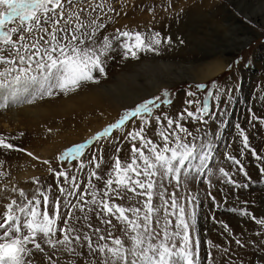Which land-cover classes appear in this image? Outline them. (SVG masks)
<instances>
[{
	"label": "rangeland",
	"instance_id": "obj_1",
	"mask_svg": "<svg viewBox=\"0 0 264 264\" xmlns=\"http://www.w3.org/2000/svg\"><path fill=\"white\" fill-rule=\"evenodd\" d=\"M181 1L187 5L186 0H99L104 4V12L97 10L96 13H92L93 17L99 15L98 22L103 25L97 32L98 38L111 37L116 29H121L140 31L145 35L159 33L162 43L158 46V51L139 52L138 59H124L123 50L116 48L104 58L105 75H100L99 72L94 73L98 83H83L74 92L57 91L52 96L45 95L42 98L37 96L32 103L24 102L23 97L6 103L4 97L7 91L0 89V138H4L15 147L26 150L18 152L14 149L0 148V214L3 213L4 206L12 199L18 202L22 200L19 191L22 190L27 197L31 198L38 188L42 191L48 189L50 208L51 201L58 199L61 202L63 214L72 212L73 218L69 223L80 229L79 233H72L73 236L77 234L83 236V233L87 232L91 237L93 248L103 244L114 247L113 238H120L127 243L128 238L120 231L121 226L117 220L103 217V219H112V224L101 223V217H97L95 211H88L89 207H94L92 205H84V212L72 207V204L77 203V197L72 196L65 200L60 195L57 184H63V178L56 181L54 173L50 172L49 168L56 171L67 170L70 176H77L82 189L87 187L89 173L96 171L103 179L97 181L93 178V183L97 188H103V181L108 178V170L117 155L121 160L130 162L131 141L126 137V133L138 131L140 119L130 120L122 129L115 130L108 138L86 148L82 156L72 163L61 162L58 157L68 148L91 141L96 133L115 123L126 109L135 107V105L128 108L121 107V100L119 101L117 93L121 92L120 95H122L124 91L133 90L137 86L126 84L130 77L122 84L123 86H115L113 83L118 82L115 78H122L123 74L131 73L135 74L136 82L144 84L153 76H156V79L162 76L157 68L138 69L137 67L143 62H173L174 60L194 68L215 60L212 54L218 46L219 48L223 46L218 43H209L202 38L204 36L201 34L198 36L195 30L204 32L214 22L218 23L219 16L213 13L218 10L220 3L228 4L230 10H233L232 6L227 0H210V2H217L218 6L208 7L204 13L213 12V15H205V18L199 16L198 20L194 18V22L190 23L187 20L189 17L187 19L183 17L189 8H184ZM246 1L241 4L242 9L247 12L254 10L259 18L264 15V1ZM197 2L199 3L198 0H192L190 5ZM200 13L202 14V11ZM236 16L240 18L238 13ZM242 20L252 30L255 29L257 36L248 46L235 54L220 74L203 82H185L166 87L152 96L161 95L165 90L170 93L169 99L172 103L162 106V109L155 113L159 114L162 111L168 115L177 108V99L181 100L182 104L185 100L192 99L186 95L188 91L201 97L206 91H213L220 97L219 102L209 99L210 106L214 108L216 114L208 119L207 123H198L185 118V126L194 136L202 138L212 149L209 167L206 171H200L199 174L196 170L186 174L179 188L174 183L167 185L168 192H176L178 197L184 199L188 209L190 235L194 242L193 250L198 252L195 264H244L246 261L241 260L240 253L246 252L247 248L253 250L251 256L254 258L264 254V227L239 213L240 209L246 208L257 218H264V211L258 214L254 209L257 200L264 199V175L261 174V170L264 169V29L248 19L242 18ZM192 26L194 29L190 28ZM168 39L171 43L165 42ZM2 70L3 66H0V71ZM188 70L190 71V68ZM197 84L205 85V91H198L195 87ZM103 86H111L113 89L104 91L101 88ZM161 98L163 99L162 96ZM184 108L183 106L181 111ZM176 114L177 112L172 117ZM236 125L240 127L237 128ZM144 128L149 136H155L154 120L152 128H149L147 124ZM241 130L248 136L250 150L243 148ZM117 148L121 150L119 153L116 151ZM28 152L38 159L27 155ZM253 152L262 159H257ZM94 155L98 160L88 163ZM228 155L243 161L248 178L238 170L237 165L225 159ZM45 160L49 163L44 164ZM81 161L85 166L83 170L79 166ZM96 162L100 163L99 169L94 166ZM198 167V164L194 165V168L198 169ZM220 168L230 173L237 182L236 186L226 182L219 172ZM37 178L39 183H34ZM165 183L167 184V181ZM63 186L68 187V185ZM13 188L17 191L13 192ZM129 195L132 194L129 193ZM40 199L42 200V197ZM68 200L72 204H69ZM85 216L89 219L85 220ZM89 224L92 227H88ZM223 224L228 225V231L224 230ZM60 226L64 227L62 222ZM97 227L100 229L99 233L94 231ZM109 232L112 233L111 236L108 235ZM228 234L230 235L227 236ZM101 235H104L106 239L99 240ZM56 238L62 239V236L58 233ZM37 239L43 250L29 245L31 253L26 258V264H101V260L105 258L106 261L109 260L107 252L101 254L98 251H92L83 239L79 243L73 240L71 247L75 249L74 252L64 250L62 245L53 248L45 244L39 236ZM237 240L241 241L243 246L237 244Z\"/></svg>",
	"mask_w": 264,
	"mask_h": 264
},
{
	"label": "snow or ice",
	"instance_id": "obj_2",
	"mask_svg": "<svg viewBox=\"0 0 264 264\" xmlns=\"http://www.w3.org/2000/svg\"><path fill=\"white\" fill-rule=\"evenodd\" d=\"M97 10L104 12V4L99 0H0V66H3L0 89L7 91L6 103L21 97L24 102L32 103L37 96H52L57 91L74 92L83 83H98L94 73L105 75L104 58L116 48L123 50L124 59H138L139 52L158 51L162 43L159 33L145 35L140 31L116 29L113 36L98 38L97 32L103 25L98 22L99 15H92ZM13 24L15 26H10ZM165 42L171 43V40ZM195 87L198 91H205V85ZM186 95L192 99L184 101L186 107L175 117L162 111L155 114L162 106L172 103L170 93L165 90L161 95L126 109L115 123L96 133L91 141L68 148L58 157L61 162L72 163L86 148L108 138L130 120L140 119L139 130L126 133L131 141L130 162L117 155L108 170V178L103 181V188H97L93 183V178L97 181L103 179L96 171L89 173L87 187L82 189L77 176H70L67 170L49 168L56 181L63 178V184H57L60 195L65 200L77 197L76 204L67 201L72 207L84 212V205H92L94 207H89L88 211H95L96 216L101 217V223L112 224V219L117 220L120 231L128 238L127 243L113 238L114 247L103 244L93 248L87 232L83 236L72 235L79 233L80 229L69 223L73 218L71 211L67 214L61 212L60 200H52L49 207L48 189L42 191L38 188L31 198L21 190L19 196L22 200L12 199L0 214V264H26L31 253L29 245L43 250L38 236L45 244L53 248L62 245L69 252L75 251L71 247L73 240L79 243L83 239L92 251L109 254L105 264H195L198 252L193 250L188 210L184 199L176 192H168L167 185L174 183L179 188L186 174L193 170L199 174L209 167L212 149L185 126V118L207 123L216 114L209 99L219 102L220 97L213 91H206L203 97L192 91ZM153 120L154 137L149 136L144 128L145 124L152 128ZM240 135L243 148L250 150L248 136L243 130ZM0 148L26 151L4 138H0ZM116 151L121 150L117 148ZM252 154L262 159L257 153ZM27 155L38 159L30 152ZM225 159L237 165L248 178L242 160L232 155ZM97 160L94 155L88 163ZM43 163L49 162L45 160ZM196 164L198 169L194 168ZM79 166L82 170L85 167L82 161ZM94 166L99 169L100 163L96 162ZM219 172L227 183L237 185L227 170L220 168ZM261 174L264 175V169ZM34 183H39L38 178ZM239 213L264 227V218L255 217L246 208L240 209ZM84 219L89 218L85 216ZM61 222L64 227L60 226ZM223 227L228 231V225L223 224ZM94 231L99 233L100 229L97 227ZM58 233L62 239L56 238ZM105 239L104 235L99 236V240ZM236 243L243 246L239 240Z\"/></svg>",
	"mask_w": 264,
	"mask_h": 264
},
{
	"label": "bare ground",
	"instance_id": "obj_3",
	"mask_svg": "<svg viewBox=\"0 0 264 264\" xmlns=\"http://www.w3.org/2000/svg\"><path fill=\"white\" fill-rule=\"evenodd\" d=\"M186 1H187L186 2L187 5H184V3L182 1L180 3H182L184 8L185 7L189 8L184 13L183 17L185 19H187L189 17V19H187V20H189L190 23H192L194 18L195 19L197 18V20H198L200 18L199 16H204V18H205V15L212 14L213 12L208 13V14H207V12L204 13V10L208 7H211V6L214 7L218 4L215 1L210 2V0H198L199 3L197 2L196 4L193 3L194 5H190V2L192 0H186ZM227 1L229 2V5L232 6L233 10H230L228 8V4L220 3L219 6L217 5L218 10H216V12L214 11V13H213L214 15L219 16L220 20L218 21V23L215 24L216 22H214V24H211V22H210L211 25H210L209 29L205 30L204 32L195 30L196 34H198V36L201 34L202 36H204L202 38L204 40L208 41L209 43H218V45L220 44L223 46L222 48H219V46L217 45L218 49L212 54V56H214L215 60L212 62L209 61L206 64L201 65L200 67L198 66V67H194V68H192L191 66L189 67L188 65H184V63H182V62H177L174 60H173V62H170V61L169 62H145V63L143 62L142 64H140L137 67L138 69H141V68L143 69V67L144 68H149V67L157 68L161 71L160 74L162 77L156 79L155 78L156 76H153V78H151L149 81H146L144 84L143 83L140 84V83L136 82V79H134L135 74L128 73V75L123 74V77L121 76L122 78L116 77L115 80H117L118 82L113 83V85H115V86L116 85L117 86L118 85L123 86L122 84L125 83L127 80H129V77L131 79L129 81H127L126 84H128V86L129 85L130 86H135V85L137 86V87L133 88V90L124 91L122 95H120V93H121L120 91H119L120 93H117V96L119 97V101L121 100L120 101L121 107H123V108L132 107V106L136 105L139 101H141L145 98L152 97L153 95L157 94L158 92H160L162 89H164L166 87H172V86L182 84L185 82H197V81L203 82L205 80H209L210 78L220 74L227 67L229 61L235 57L236 53H239L244 47L248 46L252 41H254L255 37L257 36V33L254 31L255 29L253 28L254 30H252V28L250 26H248L245 22H243L242 18L248 19L251 22L260 26L262 29H264V24H263L264 18H262V16H264V15H262L261 18H259L254 10L252 12H247L245 9H242L243 7H241L242 6L241 4L243 2H245L246 0H227ZM258 1L263 2L264 0H258ZM260 2H258V3H260ZM200 11H202V14L200 13ZM259 11H260V9H259ZM191 13H193V14L191 16H188ZM235 13L236 14L238 13L240 15V18L237 17ZM213 21H214V19H213ZM190 28H193V26ZM204 50H206V49H204ZM258 58H260V57L258 56ZM188 68H190L191 72L188 70ZM101 88L104 91L113 89V87H111V86H103ZM263 90H264V88H263ZM260 93H258V95ZM263 94H264V92H263ZM261 97H259V98H261ZM119 101H118V103H119ZM177 103H178L177 108L174 111H171V113H169L170 116H173L176 112L177 113L181 112V109L183 108V106L186 107V105L184 103L182 104L181 100H179V99H177ZM178 108H180V109H178ZM257 198H259V197H257ZM254 206H255L254 209L258 214L263 212L264 211V199L257 200L256 205H254ZM248 227H250V226H248ZM229 235L230 234H228L227 236H229ZM223 237H225V235ZM251 237H253V236L251 235ZM248 239H250V238H248ZM245 251L246 252H242L243 254L240 253L241 254V260L243 259L244 261H246V263H244V264H264V254L258 255L256 258H254L251 256L252 255L251 252L253 251V250H251V248H247ZM105 261H106V258L103 261L101 260V264H105ZM95 262H96V260H95ZM228 263H229V261H228Z\"/></svg>",
	"mask_w": 264,
	"mask_h": 264
}]
</instances>
